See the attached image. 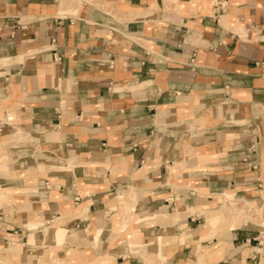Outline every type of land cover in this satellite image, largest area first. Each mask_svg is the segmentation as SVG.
I'll return each instance as SVG.
<instances>
[{"label":"crops","instance_id":"1","mask_svg":"<svg viewBox=\"0 0 264 264\" xmlns=\"http://www.w3.org/2000/svg\"><path fill=\"white\" fill-rule=\"evenodd\" d=\"M0 189L7 259L264 264V0H0Z\"/></svg>","mask_w":264,"mask_h":264},{"label":"rangeland","instance_id":"2","mask_svg":"<svg viewBox=\"0 0 264 264\" xmlns=\"http://www.w3.org/2000/svg\"><path fill=\"white\" fill-rule=\"evenodd\" d=\"M2 190L0 189V198L3 197V194L1 192ZM226 204V203H224ZM227 206H230V207H227ZM231 207H235V208H238V209H242L244 211L245 214H247V216H250V211H246V209H248V207H246V205H239L237 206L234 202H231L227 205H220V206H217L216 208H213L211 210H208L206 212H204L205 214V219H207V216H213L217 219V227L218 229L217 230H213V234L217 235V234H221L223 233L224 231H226V222L228 220H231V225L233 226V222H235L236 220H238V215L236 214L237 212H240L242 213L241 211L239 210H235V209H231ZM205 222V221H204ZM52 223L50 224H47V226H45L41 231H47V228L49 225H51ZM51 233L53 234V231L52 229H50ZM53 236H55L53 234ZM56 238V236H55ZM57 239V238H56ZM131 243V242H130ZM131 246H132V249L134 251H137L139 249V247L135 244H132L131 243ZM152 253V252H150ZM149 253V254H150ZM140 254V253H138ZM52 255V253H46L44 254L43 256H40L37 260L36 259H32L30 257H23L22 259H18L17 257L18 256H13L11 258H4V257H0V264H70L69 261H67L66 259L69 260V258H54ZM154 259H147L148 261H145L144 258H143V261L141 260V263H146V264H164V260L161 259V257L157 254H154ZM11 259V260H10ZM65 259V260H63Z\"/></svg>","mask_w":264,"mask_h":264},{"label":"bare ground","instance_id":"3","mask_svg":"<svg viewBox=\"0 0 264 264\" xmlns=\"http://www.w3.org/2000/svg\"><path fill=\"white\" fill-rule=\"evenodd\" d=\"M5 208V207H4ZM182 213V212H181ZM176 214V213H175ZM173 214L174 215V217L176 216H178L179 214ZM237 215H238V221L239 220H243L244 219V215H243V213H240V212H237L236 213ZM126 215V214H125ZM173 215H172V217H173ZM183 215V214H182ZM127 216V215H126ZM180 216H181V214H180ZM179 216V217H180ZM169 217V216H168ZM168 217H166V215L164 216V215H162V219H164V218H168ZM246 217V216H245ZM126 218V217H125ZM178 218V217H177ZM125 222H127L126 221V219H125ZM239 222H242V221H239ZM235 223H236V221H235ZM217 224H218V222H217V219L215 218V217H213V216H207V219H206V222H205V226H204V229L207 231L209 228H211L212 230H217L218 229V227H217ZM233 226H234V224H233ZM52 231H53V234L56 236V238H59L60 237V235H61V230H59V229H54V228H52ZM208 232H209V230H208ZM211 232V231H210ZM213 233V232H212ZM209 234V233H208ZM211 234V233H210ZM137 252V251H136ZM145 258V257H144ZM147 258V257H146ZM146 261V260H145Z\"/></svg>","mask_w":264,"mask_h":264},{"label":"built area","instance_id":"4","mask_svg":"<svg viewBox=\"0 0 264 264\" xmlns=\"http://www.w3.org/2000/svg\"><path fill=\"white\" fill-rule=\"evenodd\" d=\"M217 6H219V4H216Z\"/></svg>","mask_w":264,"mask_h":264}]
</instances>
